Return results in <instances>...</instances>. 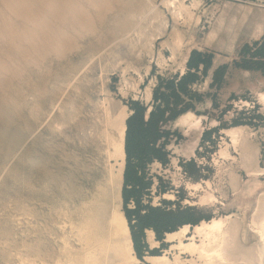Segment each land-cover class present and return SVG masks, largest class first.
<instances>
[{
  "label": "rangeland",
  "instance_id": "1",
  "mask_svg": "<svg viewBox=\"0 0 264 264\" xmlns=\"http://www.w3.org/2000/svg\"><path fill=\"white\" fill-rule=\"evenodd\" d=\"M162 1L0 0V264H67L65 248L82 249L83 209L116 165L107 120L122 109L121 210L138 264L166 253L201 264L166 235L188 225L185 243L200 244L198 228L222 218L237 223V259L255 252L264 0H198L196 17L179 23ZM153 112L160 131L139 145L152 134L140 119ZM188 112L201 127L177 124ZM232 128L248 134L252 161L224 134ZM226 147L231 157L220 158ZM138 151L149 153L138 161ZM256 181L263 187L250 196Z\"/></svg>",
  "mask_w": 264,
  "mask_h": 264
},
{
  "label": "bare ground",
  "instance_id": "2",
  "mask_svg": "<svg viewBox=\"0 0 264 264\" xmlns=\"http://www.w3.org/2000/svg\"><path fill=\"white\" fill-rule=\"evenodd\" d=\"M188 1L190 0H163L162 5L173 15L176 22H188L196 17L195 11L200 6L198 0H191L190 5L187 4ZM151 7L148 11L157 13L155 6ZM178 43L181 44V41ZM150 97L151 90L147 93V99ZM260 99L264 103V96H261ZM127 118L125 109H122L115 117H108L107 124L116 130L117 137L114 138L106 134V143L111 147L107 153L110 159H114L116 165L108 167V176L105 182L98 186L97 194L83 209V221L76 229L79 241L83 246L80 250L65 248L68 257L67 264H138L139 262L134 254L127 220L121 210ZM176 122L186 128L193 125L196 128L202 126V120L191 112L181 115ZM224 134L231 138L232 147L240 152L243 159L247 162L254 159L253 156L249 155L248 134L243 128H232L226 130ZM230 157L228 147L221 150L220 158ZM253 187L249 193L250 196L263 186L259 181H256ZM262 190L264 193V187ZM256 202L255 215L250 227L253 232L252 235L258 239L257 248L253 255L242 254L241 258L237 259L236 252L240 250L235 243L238 226L229 218L217 219L209 222V225L206 223L198 228L197 233L202 237L200 244H197L194 239H191L190 243H185V238L189 232L188 226L182 227L175 233L167 234V241L176 242L173 245L174 249L181 251V254H190L201 264H264V194L258 197ZM147 240L151 248L158 247L153 231H147ZM178 256H174V261H171L166 253L160 257H148L147 260L153 264H182ZM190 262L195 264L196 261L193 259Z\"/></svg>",
  "mask_w": 264,
  "mask_h": 264
},
{
  "label": "trees",
  "instance_id": "3",
  "mask_svg": "<svg viewBox=\"0 0 264 264\" xmlns=\"http://www.w3.org/2000/svg\"><path fill=\"white\" fill-rule=\"evenodd\" d=\"M197 56H200L201 57L203 55L198 54ZM255 57H257L258 58L257 60H259L261 58H264V55H259V56H255ZM192 59H193V56H191V58L189 60V64L192 62ZM255 62H257L256 65H259L258 69H262V66H260V64L258 63L260 61H255ZM186 77H187V74L182 77L181 81L184 80ZM175 97L177 98V100H179V97H177V96H175ZM153 115H154V112L152 113V116H151L150 120H148L146 123L143 121V118L142 117L140 119V124L142 126H144V127H147L146 129H148L149 132L151 131L152 134L151 135L148 134V136H144L143 138H139L138 140H135L136 142H139L140 143L139 145H142L141 142L143 143V145H147V144H151L152 145L153 142H154L152 136L155 135V134H158L159 131H160L159 128H158V126H157L159 122H154V121L151 120L152 117H153ZM127 138H128V135H127ZM128 141L129 140L127 139V148L126 149H127V153L129 154L131 151H130L129 146H128ZM148 141L150 143H148ZM148 153H149V151L147 153H141V151H138L137 153H134V155H135V157H137L136 160L139 161L140 159H143L144 156L147 155ZM151 158L152 159H154V158L158 159V157H153V156ZM138 168H139V166L136 167V169H138ZM137 183L138 182L136 181V179H134L133 180V184L136 185ZM185 226H188V225H185ZM155 229L159 232V230L157 229V227ZM168 234H171V233H168ZM135 244H136V242L133 243L134 249H135Z\"/></svg>",
  "mask_w": 264,
  "mask_h": 264
}]
</instances>
